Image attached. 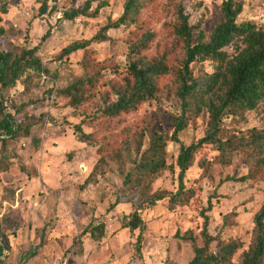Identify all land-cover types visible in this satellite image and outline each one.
<instances>
[{
  "label": "rangeland",
  "instance_id": "1",
  "mask_svg": "<svg viewBox=\"0 0 264 264\" xmlns=\"http://www.w3.org/2000/svg\"><path fill=\"white\" fill-rule=\"evenodd\" d=\"M127 0H93L96 15L63 18L69 7L84 6L86 0H0L7 4L3 14L6 29L0 48L16 55L24 48L38 46V55L49 72H29L15 87L3 92L4 106L22 124L35 122L30 135L0 142V227L8 235L10 248L1 264H186L194 255L190 244L175 237L192 230L203 244L201 230L207 220L216 236L211 249L233 239L243 242L232 264H241L243 252L253 237V217L264 202V168L255 178L242 179L251 166L264 160L262 147H238L227 151L210 144L197 154L185 173L187 196L183 204L168 199L141 211L145 220L141 249H136L139 229L125 227L139 201L135 190L123 187L120 169L128 170L144 150L149 133L171 135L180 115L173 77L162 80L158 97L136 111L105 121L96 119L112 84L120 83L130 64V45L141 34L136 24L112 27L106 39H94L101 28L113 23L124 11ZM223 0H153L141 13L155 34L148 57L169 53L177 66L182 47L175 32L176 10L183 5L194 27L207 38L221 20ZM53 7L55 9H53ZM238 20L264 23V0H243ZM50 34L44 38V35ZM88 42L61 59L62 49L74 42ZM212 71L207 61L196 69ZM97 74L99 81L90 89V98L79 106L58 94L78 79ZM206 107L180 134L184 143L204 136L209 128ZM75 124L93 132L95 140L80 141ZM223 141L239 142L252 131L264 129V103L223 117ZM105 136L110 150L101 159L98 146ZM180 145L167 142V167L155 178L152 192H176L180 169L176 164ZM119 199V201L117 200ZM117 204L113 207L114 204ZM94 222V235L84 233ZM105 235L100 237V226Z\"/></svg>",
  "mask_w": 264,
  "mask_h": 264
},
{
  "label": "trees",
  "instance_id": "2",
  "mask_svg": "<svg viewBox=\"0 0 264 264\" xmlns=\"http://www.w3.org/2000/svg\"><path fill=\"white\" fill-rule=\"evenodd\" d=\"M56 1V0H54ZM92 1L86 0L84 6L69 7L64 10L63 18L74 19L78 16L96 15L99 6L92 12ZM153 0H127L123 13L113 22L104 25L94 39H106L107 31L112 27L136 24L141 27V34L130 45V64L127 73L120 83L112 84L107 98L97 109L96 119L109 121L123 114L136 111L143 103L155 99L161 89L162 80L167 75L173 77L175 96L178 101L180 115L177 118L171 135L158 131L149 133V142L144 150L138 149L137 158L128 169H120L123 177V187L135 190L138 198L136 209L129 214L125 227L135 231L139 229L136 239V249L139 251L143 241L145 220L141 216L144 209L153 208L159 201L168 199L172 203L183 204L187 196L184 184L186 171L193 166L198 152L210 144L227 151L242 147H262L264 144V129L252 131L250 138L239 142L223 141L225 127L222 125L224 116L253 110L259 103H264V23L255 20H238L243 10V0H223L221 20L211 30L206 38L200 31L195 40L194 27L183 5L176 10L175 34L182 47V57L177 64L169 59V53L156 57H148L149 49L155 34L143 21L141 13L147 9ZM49 7L48 0H42L41 9L45 12ZM53 9H55L53 7ZM8 12L7 4L0 3V37L6 29L3 14ZM50 34L48 31L44 38ZM88 42L74 41L65 46L57 58L61 59L79 49H86ZM38 46L24 48L19 54H12L0 48V142L5 147L8 139L27 137L35 122L22 124L16 116L7 111L4 106L3 92L15 87L26 73L43 75L49 72L38 55ZM207 61L213 63L212 71H202L199 65ZM29 73V74H30ZM99 81L94 74L85 79H78L64 88L58 89V94L68 99L70 104L79 106L90 98V89ZM206 107L209 112V128L201 138L191 143L181 141L179 134ZM75 133L80 141L95 140L93 132H85L80 124H75ZM99 138V136L97 135ZM104 145L97 151L103 159L110 150V142L105 136ZM179 143L180 149L176 164L180 169L179 188L176 192H152V184L157 175L167 167V142ZM260 168H264V160L251 166L250 172L242 179L255 178ZM6 169L0 161V171ZM119 201V199H117ZM116 201L112 206L118 203ZM94 222H90L84 233L94 235ZM203 244L198 243V237L192 230L181 234L177 231L175 237L190 244L194 255L186 264H232L234 254L243 247V242L233 239L221 245L216 250L211 249L216 236L210 234L207 220L200 232ZM105 235L104 225L100 226V237ZM10 248L8 235L0 227V264L4 251ZM241 264H264V202L253 217V237L248 248L243 252Z\"/></svg>",
  "mask_w": 264,
  "mask_h": 264
}]
</instances>
